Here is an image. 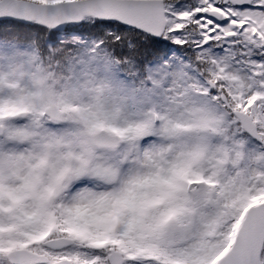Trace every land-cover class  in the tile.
I'll use <instances>...</instances> for the list:
<instances>
[{
  "label": "snow or ice",
  "instance_id": "snow-or-ice-1",
  "mask_svg": "<svg viewBox=\"0 0 264 264\" xmlns=\"http://www.w3.org/2000/svg\"><path fill=\"white\" fill-rule=\"evenodd\" d=\"M0 264H264V0H0Z\"/></svg>",
  "mask_w": 264,
  "mask_h": 264
}]
</instances>
